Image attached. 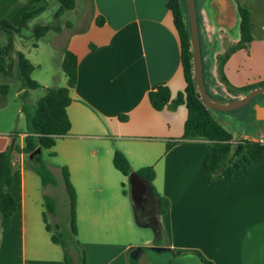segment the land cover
<instances>
[{
  "label": "crops",
  "instance_id": "crops-1",
  "mask_svg": "<svg viewBox=\"0 0 264 264\" xmlns=\"http://www.w3.org/2000/svg\"><path fill=\"white\" fill-rule=\"evenodd\" d=\"M255 1L195 0L204 53L202 70L209 73L205 79L215 96L233 97L218 77L217 55L239 40L238 3L250 10L252 39L247 47L229 55L223 73L236 87L246 79H264V0H257L260 9L254 10ZM29 2L0 0V18L11 15L9 19L17 22ZM167 3L89 0L88 26L68 30L65 41L57 44L61 60L65 48L76 54L77 80L67 106L70 129L49 148V155L58 161H44L55 176H61L62 165L69 170L86 264H157L168 258L179 264H203L196 250L216 264H264V159L250 164L246 177L236 170L229 181L214 178L204 166L211 143L181 138L185 104L156 110L149 102L148 92L160 84L170 88L172 98L185 87L179 37ZM99 16L104 19L102 24L96 22ZM57 32L61 35L66 30ZM25 90L23 86L17 92ZM121 114L126 120L119 118ZM250 124L251 131L243 129L238 134H264V120L254 118ZM25 134V130L19 133L16 144L23 145ZM10 140L11 134L0 131V150ZM115 149L128 158L129 175L114 167ZM26 159L24 153L12 151L10 190L17 208L10 225L0 229V264H64L62 249L45 228L44 209L29 191ZM145 165L153 166L152 184L169 200L162 214L157 212L158 199L150 183L134 174ZM126 179L131 182L129 192L123 188L125 192H113L108 203L95 202L96 194L106 188L115 190L120 184L124 187ZM134 180L141 181L152 197L153 210L143 216L135 202ZM121 196H129L130 219H120L127 213ZM125 224L130 241L118 238ZM85 225H89L87 230ZM152 245L170 250L158 254L143 248ZM180 255L183 258L178 259Z\"/></svg>",
  "mask_w": 264,
  "mask_h": 264
},
{
  "label": "trees",
  "instance_id": "trees-1",
  "mask_svg": "<svg viewBox=\"0 0 264 264\" xmlns=\"http://www.w3.org/2000/svg\"><path fill=\"white\" fill-rule=\"evenodd\" d=\"M37 1V0H35ZM59 7L54 13L56 19L65 9H72L75 6L74 0H57ZM168 8L171 11L174 26L177 30L180 43V58L182 70L185 80V87L182 91H178L174 98L171 97L170 88L165 84H160L148 92V99L152 107L156 110L170 107L176 108L179 104H185L187 115L183 124V133L181 138H197L208 140L211 143V148L204 157V166L214 178L222 181L232 179L236 170L246 177L248 174V166L252 163L262 161L264 159V142L253 138L242 137L233 139L232 133L225 128L217 118L212 114L211 109L201 99L193 72V55L190 44V27L188 20V11L186 0H168ZM196 6V5H195ZM44 9L43 6L36 7L35 5L27 6V9L22 12L16 24H11L7 19L0 18V54L7 57L6 65L0 63V71L9 73L13 64H16L23 85L27 88H37L41 84L32 79L30 74L35 68L23 52L17 50L14 52V37L19 35L22 28L27 25V22L36 16ZM197 12V7H196ZM237 13L239 15V40L228 47L222 54L217 55V72L219 79L225 84L226 89L232 93L233 97L215 96L208 87L205 76L209 73L203 72L204 84L206 91L212 97L218 99H233L238 94H243L253 87L264 85L259 82L254 85H245L235 87L229 83L223 73V65L229 55L236 49L247 47L252 39L251 32V16L247 6L237 4ZM104 21L102 16L96 17V22L102 24ZM199 24V17H197ZM61 27L54 23L35 24L32 28V35L38 39L47 31H59ZM5 41L2 42L1 38ZM201 59L203 62L204 53L201 48ZM61 68L66 76V84L63 86H46L45 92L40 96L34 105L25 101L22 104V111L25 117V131L23 145H14L17 152H22L28 156L38 146L41 147V152L29 158L30 167L39 175L41 184L47 186L57 183L56 176L52 169L46 164L42 156V149L51 148L56 141L58 135L65 134L70 129L71 123L67 113V106L71 101L70 89L74 87L77 80V56L70 49L63 50L61 60ZM211 80L214 82L213 78ZM7 85L0 86V92L5 93ZM27 95V90L24 92ZM238 97V96H237ZM253 97L248 104L243 106L247 110L245 118L248 122L254 120L250 117L253 110V104L257 99ZM121 120H126L127 116L121 114ZM54 154V152H51ZM112 163L114 167L123 175L131 173L130 162L126 155L120 150L115 149L112 155ZM61 178L63 180L65 190L68 196L69 204V235L66 236L61 225L57 222L52 223L47 221L48 212L53 216L56 215L55 199L48 194L44 195V210L42 212L43 221L46 230L50 233V239L53 243L59 244L63 249L64 264H72V255L70 244L73 243L74 250L77 253V264H86V253L79 245V241L74 238L77 234L76 225V190L70 180L69 170L66 165H62ZM14 168L12 164V148L6 146L0 150V229H6L10 225V218L17 208V201L10 190L13 183ZM134 174L147 180L150 183L152 191L157 195L158 199V214L165 212L169 205L167 197L159 194L152 184L155 176V170L152 165L141 166L134 171ZM125 192V190H122ZM159 233V229H156ZM181 254V252H177ZM203 264H216L212 260L204 257L198 250L195 251Z\"/></svg>",
  "mask_w": 264,
  "mask_h": 264
},
{
  "label": "rangeland",
  "instance_id": "rangeland-1",
  "mask_svg": "<svg viewBox=\"0 0 264 264\" xmlns=\"http://www.w3.org/2000/svg\"><path fill=\"white\" fill-rule=\"evenodd\" d=\"M75 6L72 9H65L59 16L58 19L55 18L54 13L59 7V3L57 0H30V2L21 10L24 12L29 5L43 6L44 9L40 11L36 16L30 19L27 22V25L24 26L19 35H15L13 43H14V52L15 55L16 50H20L24 53V55L35 65V68L32 70L30 76L32 79L37 80L41 86L37 88H27L23 85L22 79L20 77L18 68L16 64H13L11 71L9 73H3L0 71V86L7 85V91L5 93L0 92V131L6 132V134H11V140L17 137V141L12 147V151H16L14 149V145L18 143L19 133L24 131L26 128L24 113L21 109L22 104L27 101L28 103L34 105L37 99L42 96L45 92L46 86H63L66 84V76L61 68V57L60 51L57 49V44L65 41L66 35L68 36V30L76 31L77 28L81 26V28H85L88 26L90 22V7L89 0H74ZM255 9H260L258 6V1H255ZM1 12H4L1 10ZM21 12V13H22ZM7 14V13H4ZM9 16L3 17L7 19L11 24H16L14 19H9ZM44 23H54L58 24L61 28L66 30L63 34H58L57 31L49 30L43 36L36 39L32 35V28L35 24H44ZM202 25V20L200 21ZM1 41L4 42L5 38L2 37ZM7 57L0 54V63L6 65ZM242 79V78H241ZM264 79H246L245 83H241L245 85H254L259 82H263ZM247 82V83H246ZM213 86H215V82H212ZM234 84V83H232ZM236 85V84H235ZM27 88V95L24 96V93H18V89ZM234 86V85H233ZM237 86V87H241ZM236 87V86H235ZM209 90H212L209 87ZM235 96V95H232ZM237 97V96H236ZM218 99V97H217ZM258 101L264 102V94L256 95ZM212 114L217 118V120L230 132L235 134L237 139L242 138V135H239V131H243V129L247 131H251L252 124L248 122L245 118L246 110L244 107L236 108L233 110H218L211 109ZM251 126V128H250ZM255 138L256 136L248 135L247 138ZM49 148L42 149V156L44 160L49 161L51 164L57 163L58 160H55L49 155ZM29 158L26 159V175L29 178L28 188L29 191H32L33 194L38 198L40 203V209H44V195H51L56 202L57 212L56 216H53L50 212H48L49 220L52 223H59L61 225L60 230L64 232L66 236L69 235L70 227H69V210H68V196L65 190V186L61 176L57 175V183L55 185L49 184L48 186H43L41 184V180L39 175L30 167ZM28 165V167H27ZM119 173H121L119 171ZM32 182V185L31 183ZM129 179L125 180L124 187L120 184L119 187H116L115 190L112 188H106L99 195L96 194V203L103 200L105 202H109L111 198V194L115 191L121 195L122 189L125 188L127 192L130 189ZM27 191V192H29ZM123 198V196H121ZM31 198V196H30ZM126 201V211L127 213L124 215V218L120 219H130V200L129 196L123 198ZM148 211L152 212V197L148 201ZM138 212L140 215H146L147 213ZM89 227L85 225V228ZM148 231L149 228H148ZM74 238L80 242L81 236L77 233L74 235ZM118 238L126 241H130V230L127 224L124 225L123 230L119 231ZM158 240L161 239L158 235ZM73 243L70 244L71 249V257L72 264H77V253L74 250ZM58 249H62L60 245H56ZM63 251V249H62ZM148 256V255H147ZM147 258V257H146Z\"/></svg>",
  "mask_w": 264,
  "mask_h": 264
},
{
  "label": "water",
  "instance_id": "water-1",
  "mask_svg": "<svg viewBox=\"0 0 264 264\" xmlns=\"http://www.w3.org/2000/svg\"><path fill=\"white\" fill-rule=\"evenodd\" d=\"M187 11H188V20L190 27V44L193 55V72L196 81V86L198 93L209 108L218 109V110H233L236 108H240L245 106L250 102V100L258 94H264V85L256 86L243 93L242 95L233 98V99H217L212 97L206 91V87L204 84V79L202 75V59H201V50H200V41H199V30H198V22H197V12L195 6V0H186ZM254 113L250 114V117L256 120H264V105L256 102L253 104ZM14 137L10 143V148L13 147ZM41 147L38 146L34 151H32L28 158H32L34 154L40 153ZM144 249H149L156 253H161L165 251H169L170 249L166 246L161 245H152L148 247H143ZM149 255L147 256V258ZM183 258V255H180L178 259ZM157 264H179L176 261H173L171 258H168L165 263H157Z\"/></svg>",
  "mask_w": 264,
  "mask_h": 264
},
{
  "label": "flooded vegetation",
  "instance_id": "flooded-vegetation-1",
  "mask_svg": "<svg viewBox=\"0 0 264 264\" xmlns=\"http://www.w3.org/2000/svg\"><path fill=\"white\" fill-rule=\"evenodd\" d=\"M256 102H258V100ZM251 113H254V110H252ZM133 193H134L135 202H136V205L139 211H141V213L142 212L147 213L148 203H149L148 201L149 199H151L150 192L145 188L144 184L141 181L134 180Z\"/></svg>",
  "mask_w": 264,
  "mask_h": 264
},
{
  "label": "built area",
  "instance_id": "built-area-1",
  "mask_svg": "<svg viewBox=\"0 0 264 264\" xmlns=\"http://www.w3.org/2000/svg\"><path fill=\"white\" fill-rule=\"evenodd\" d=\"M255 136L256 137L255 138L253 137V139L264 142V134H257Z\"/></svg>",
  "mask_w": 264,
  "mask_h": 264
}]
</instances>
